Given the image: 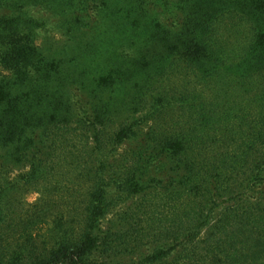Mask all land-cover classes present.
I'll return each mask as SVG.
<instances>
[{"label": "trees", "instance_id": "obj_1", "mask_svg": "<svg viewBox=\"0 0 264 264\" xmlns=\"http://www.w3.org/2000/svg\"><path fill=\"white\" fill-rule=\"evenodd\" d=\"M76 146L87 185L47 241L24 196ZM124 258L264 264V0H0V264Z\"/></svg>", "mask_w": 264, "mask_h": 264}, {"label": "rangeland", "instance_id": "obj_2", "mask_svg": "<svg viewBox=\"0 0 264 264\" xmlns=\"http://www.w3.org/2000/svg\"><path fill=\"white\" fill-rule=\"evenodd\" d=\"M163 21H165L168 25L170 26H175L176 24V13L174 11L172 12H167L164 14ZM78 96V94H77ZM77 99L79 101H82L81 97L78 96ZM139 115H137V118ZM177 115L175 113L170 114L166 116L165 120L162 122L167 123L173 120ZM119 118V117H118ZM122 120L115 118L114 122L111 124L110 129H114L115 127H119L120 123ZM149 123L147 127L145 128L146 133L149 132ZM110 131V130H109ZM148 139H139L136 143H131V142H126L123 143L117 151L118 155L122 154L123 151H152L151 146L148 145ZM77 142V140H73V143ZM71 143V145H73ZM76 144V143H75ZM108 151V150H106ZM80 153L79 149L76 148H69L68 151L63 152L62 154V161H61V177L60 179L62 180V176L66 175L65 181L62 182V185L60 188L56 189L57 186H53L50 188V192L48 195L44 194L42 195L41 193H28L24 196V203L26 206L25 210L31 211V210H36V208H42V206L46 207V211H48V216L47 220H40L38 222V226H36L34 229H39L40 234L44 236L47 241H49V238L51 236V233L53 232L54 229H57V223H58V218H60L61 222L60 225L62 226V223L65 222H71L75 220L76 213L74 211V206L73 203L76 201L77 198V193L78 189L77 187H74L73 185V176H77L79 178H82L83 182L79 185V187H82L83 185H87V180L85 178V175L83 173V168L80 167L81 165V159H80ZM119 157V156H117ZM152 162L149 169L150 172L153 174H158L161 175V173H164L165 175V169L162 167L164 165L163 162L166 161L165 157L163 154L160 156L157 155V152L154 153V156L152 157ZM29 168H23L21 170L14 171L11 174L12 179L18 178L21 174L27 173ZM159 171H162L161 173ZM72 175V176H70ZM76 178V177H75ZM56 185V184H55ZM80 190V189H79ZM115 193H112L111 196L114 197ZM124 198L120 199L118 201L117 207H116V212L110 214L107 216V219L105 221L104 227H109L110 222L114 221L116 222L119 220V214L123 213L126 211V207L128 205H136L137 200H125L123 201ZM31 206V207H30ZM43 208L41 209V211ZM39 212V214L41 213ZM38 215H35L37 217ZM119 261L111 260V263H117ZM136 262V263H135ZM138 260L137 258L135 259H129V258H124L121 264H137Z\"/></svg>", "mask_w": 264, "mask_h": 264}]
</instances>
